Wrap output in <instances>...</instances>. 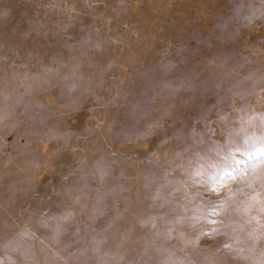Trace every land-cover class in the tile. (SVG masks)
<instances>
[{"label":"rangeland","instance_id":"rangeland-1","mask_svg":"<svg viewBox=\"0 0 264 264\" xmlns=\"http://www.w3.org/2000/svg\"><path fill=\"white\" fill-rule=\"evenodd\" d=\"M0 264H264V0H0Z\"/></svg>","mask_w":264,"mask_h":264}]
</instances>
